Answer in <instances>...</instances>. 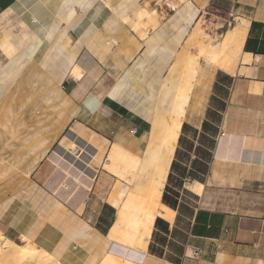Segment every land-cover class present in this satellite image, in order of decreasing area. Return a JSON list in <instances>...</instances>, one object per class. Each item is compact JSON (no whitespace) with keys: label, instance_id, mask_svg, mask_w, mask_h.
<instances>
[{"label":"crops","instance_id":"obj_1","mask_svg":"<svg viewBox=\"0 0 264 264\" xmlns=\"http://www.w3.org/2000/svg\"><path fill=\"white\" fill-rule=\"evenodd\" d=\"M189 59L170 217L130 248L108 238L128 188L104 164L146 140ZM0 233L61 264H264V0H0Z\"/></svg>","mask_w":264,"mask_h":264},{"label":"bare ground","instance_id":"obj_2","mask_svg":"<svg viewBox=\"0 0 264 264\" xmlns=\"http://www.w3.org/2000/svg\"><path fill=\"white\" fill-rule=\"evenodd\" d=\"M138 18L142 19V14ZM247 28L248 21L242 20L241 25L227 36L224 45L239 50ZM9 44L11 45L10 42ZM202 54L209 58L208 62L223 68H228L231 64V58L220 50L209 52L206 49L202 50ZM249 59V55H244L242 61L248 62ZM186 64L184 77L174 86L172 99L166 103L167 110L156 114L146 140L140 146L125 145L123 142L119 146L114 145L104 164L106 170L120 176V180L128 186L126 198L118 210L116 223L108 238L141 251L147 249L155 219L170 217L168 214L164 215L167 209L161 205L162 195L193 90V81L198 72L194 59H189ZM31 247L40 251L25 236L16 242L0 233V250L27 251ZM40 252L45 256L44 252ZM46 257L45 264H61L51 255Z\"/></svg>","mask_w":264,"mask_h":264},{"label":"rangeland","instance_id":"obj_3","mask_svg":"<svg viewBox=\"0 0 264 264\" xmlns=\"http://www.w3.org/2000/svg\"><path fill=\"white\" fill-rule=\"evenodd\" d=\"M203 37H204V40L201 43H199V45H201V47L202 46H208L209 47L210 46L209 43H211V41L210 40L207 41L208 36L204 35V33H203ZM221 40H222V38L220 39V41ZM220 41L216 42L214 45H216ZM202 50H203V47H202ZM204 57H206V56H204ZM206 59L209 61L208 57H206ZM235 59H238V56ZM194 60L197 62V59H194ZM120 188L123 192H125L128 187L126 185L122 184V186H120ZM40 251L44 252L45 256L43 254H41ZM40 251L33 250L32 247L30 248V250H27V251L13 252L10 250L6 254H3V256L0 258V264H45V260H47L46 255H51V254L48 253L47 251L43 250V249H40ZM52 257L54 258V256H52Z\"/></svg>","mask_w":264,"mask_h":264},{"label":"trees","instance_id":"obj_4","mask_svg":"<svg viewBox=\"0 0 264 264\" xmlns=\"http://www.w3.org/2000/svg\"><path fill=\"white\" fill-rule=\"evenodd\" d=\"M164 203H167L166 200H165V198H164Z\"/></svg>","mask_w":264,"mask_h":264}]
</instances>
